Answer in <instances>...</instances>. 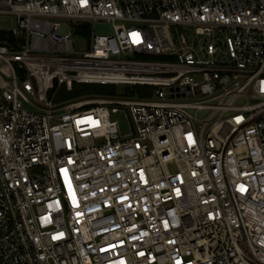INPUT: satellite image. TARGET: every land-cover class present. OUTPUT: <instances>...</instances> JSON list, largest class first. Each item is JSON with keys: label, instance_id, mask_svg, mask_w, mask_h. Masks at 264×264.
<instances>
[{"label": "built area", "instance_id": "built-area-1", "mask_svg": "<svg viewBox=\"0 0 264 264\" xmlns=\"http://www.w3.org/2000/svg\"><path fill=\"white\" fill-rule=\"evenodd\" d=\"M0 14L17 18L0 31V264H264V0ZM84 85L153 94L59 100Z\"/></svg>", "mask_w": 264, "mask_h": 264}, {"label": "rangeland", "instance_id": "rangeland-1", "mask_svg": "<svg viewBox=\"0 0 264 264\" xmlns=\"http://www.w3.org/2000/svg\"><path fill=\"white\" fill-rule=\"evenodd\" d=\"M120 25V22L115 23ZM17 28V18L12 14H0V31L11 32ZM71 31V24L65 23L60 29V35H68ZM95 35L97 36H110L113 33V25L109 23H99L94 28ZM90 36L81 38L78 35L74 34V47L77 53H83L88 51L90 47ZM95 90H100L102 94H98L95 91L91 90L90 86H76L74 93H67L65 90L62 92V97L59 100H73L78 96H94V95H111V96H120L128 99H147L152 96L153 91L147 88H135L131 95H123L121 87L116 86H104L96 88ZM81 93V94H80ZM120 124L122 125L123 130H126L127 121L123 114L115 116Z\"/></svg>", "mask_w": 264, "mask_h": 264}, {"label": "trees", "instance_id": "trees-1", "mask_svg": "<svg viewBox=\"0 0 264 264\" xmlns=\"http://www.w3.org/2000/svg\"><path fill=\"white\" fill-rule=\"evenodd\" d=\"M90 87H91V90L92 91H95V92H97L98 94H102V93H100L101 91L100 90H95L96 88H99V87H104V86H93V85H89ZM81 94V93H80Z\"/></svg>", "mask_w": 264, "mask_h": 264}, {"label": "water", "instance_id": "water-1", "mask_svg": "<svg viewBox=\"0 0 264 264\" xmlns=\"http://www.w3.org/2000/svg\"><path fill=\"white\" fill-rule=\"evenodd\" d=\"M125 92L130 93L131 92V88L130 87H126L125 88Z\"/></svg>", "mask_w": 264, "mask_h": 264}]
</instances>
